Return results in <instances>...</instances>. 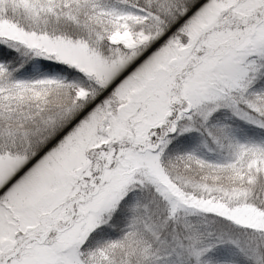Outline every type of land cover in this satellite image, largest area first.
Here are the masks:
<instances>
[{"label":"snow or ice","instance_id":"1","mask_svg":"<svg viewBox=\"0 0 264 264\" xmlns=\"http://www.w3.org/2000/svg\"><path fill=\"white\" fill-rule=\"evenodd\" d=\"M0 264H264V0H0Z\"/></svg>","mask_w":264,"mask_h":264}]
</instances>
